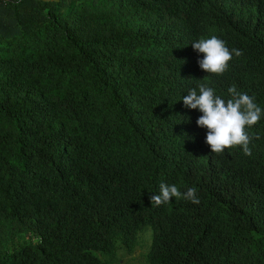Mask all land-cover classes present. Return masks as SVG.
<instances>
[{
	"label": "trees",
	"instance_id": "16d2710c",
	"mask_svg": "<svg viewBox=\"0 0 264 264\" xmlns=\"http://www.w3.org/2000/svg\"><path fill=\"white\" fill-rule=\"evenodd\" d=\"M200 83L261 108L250 156L211 152ZM146 230V264H264V0H0V264H113Z\"/></svg>",
	"mask_w": 264,
	"mask_h": 264
},
{
	"label": "clouds",
	"instance_id": "9594fccd",
	"mask_svg": "<svg viewBox=\"0 0 264 264\" xmlns=\"http://www.w3.org/2000/svg\"><path fill=\"white\" fill-rule=\"evenodd\" d=\"M192 48L203 54V59H198L197 64L206 73L222 74L233 54L237 57L242 55L238 49L233 48L230 51L225 42L216 36L198 39L192 43ZM227 91L229 98L224 99L217 95L213 88L200 83L183 97V105L188 109H198L202 113L196 124L208 130L205 143L210 146L212 153L220 154L225 149L240 146L243 153L250 156L249 145L252 138L246 128L257 124L261 119L262 110L253 97L237 91L234 85ZM181 196L193 204L200 202L194 187L182 194L176 185L161 183L159 194L151 197V204L160 206L169 203L173 197Z\"/></svg>",
	"mask_w": 264,
	"mask_h": 264
},
{
	"label": "rangeland",
	"instance_id": "374dc122",
	"mask_svg": "<svg viewBox=\"0 0 264 264\" xmlns=\"http://www.w3.org/2000/svg\"><path fill=\"white\" fill-rule=\"evenodd\" d=\"M151 243V232L149 230L141 233L137 239V244L131 253L120 250L116 254L113 264H146V255L149 252Z\"/></svg>",
	"mask_w": 264,
	"mask_h": 264
}]
</instances>
